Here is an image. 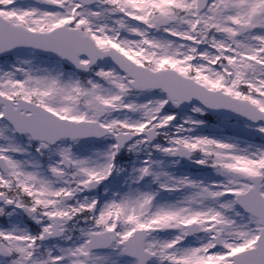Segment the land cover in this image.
<instances>
[{"label": "snow or ice", "instance_id": "snow-or-ice-1", "mask_svg": "<svg viewBox=\"0 0 264 264\" xmlns=\"http://www.w3.org/2000/svg\"><path fill=\"white\" fill-rule=\"evenodd\" d=\"M0 264H264V0H0Z\"/></svg>", "mask_w": 264, "mask_h": 264}]
</instances>
